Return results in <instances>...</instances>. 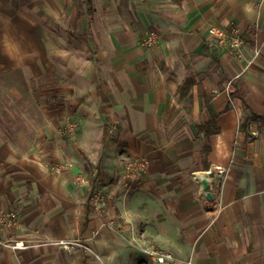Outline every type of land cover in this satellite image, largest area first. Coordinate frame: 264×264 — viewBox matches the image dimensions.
<instances>
[{"label":"crops","instance_id":"obj_1","mask_svg":"<svg viewBox=\"0 0 264 264\" xmlns=\"http://www.w3.org/2000/svg\"><path fill=\"white\" fill-rule=\"evenodd\" d=\"M40 1L0 0V82L21 77L8 93L62 82L41 92L59 108L42 102L25 134L0 122V211L19 214L0 238L28 246L0 245V264H157L149 245L174 254L166 264H264V120L251 114L264 116V0H67V49L41 38ZM233 24L242 59L210 46L211 25ZM152 30L158 50L141 47ZM189 70L207 100L193 110L179 88ZM209 110L219 131L206 136ZM70 121L75 138L60 132ZM128 157L149 161L140 183L92 202L80 174L93 165L108 181Z\"/></svg>","mask_w":264,"mask_h":264},{"label":"rangeland","instance_id":"obj_2","mask_svg":"<svg viewBox=\"0 0 264 264\" xmlns=\"http://www.w3.org/2000/svg\"><path fill=\"white\" fill-rule=\"evenodd\" d=\"M173 1L179 2V0H173ZM40 5H41L40 22L46 24L45 25L46 29L41 32L43 34L41 35V38L43 36V38L47 40V36H48V39H50L53 42L51 43L52 45L61 44L62 48L64 47L67 49V0H55V1L41 0ZM46 10H50L52 14L44 13V11ZM147 35L148 32L144 34V37L141 41V45H142L141 47L145 49H157V50L160 49L161 47L160 39H158L156 44H154L153 46H149L146 43ZM49 48L50 46H48L47 48L48 50L47 57L54 61L55 56H53V53L50 55V50L53 51V49L52 48L49 49ZM213 48L215 47L213 46ZM162 70L167 72L165 68V64L163 65ZM174 75L175 74H172V76ZM20 79L21 77L19 75V72H17V74L9 75V78H6L0 82V122L3 121L5 122V124H7V127L16 128L18 132H20L21 134H25L26 132H28V130H30L32 123L35 124V121H37L38 119L41 120V118L43 117L42 111H40L41 103L44 101H48L50 98H52V100H50L51 102H53V98L55 99V94L52 93L53 95H45V94H41V92L45 91L46 88L49 87L51 88L53 87L55 89L62 82L61 79L52 77L49 74L44 75L42 76V78L39 79L37 83H35L37 87V91H35L36 89L34 88V92L31 93L30 91L28 92L29 84L23 82L24 84L22 88L24 90V95L19 98L8 92L9 89L12 88L11 87L12 85H16L18 81L20 82ZM179 88L182 89V101L184 103V106L186 107V110H193L196 102L199 101L198 99L199 97L201 98L202 100L201 102L203 104L207 103V100H205L202 94L200 84L197 82V79H195V75L193 74L192 71L190 70L187 71L185 78L182 80V83L179 85ZM109 128L110 127H108V129ZM109 132L110 133L107 135L108 136L112 135L114 133V128L111 129ZM132 159L133 157H128L123 161H121L119 165L120 168L118 167L117 168L118 171L116 170L117 175H113L111 177L108 176V181H106L104 174H101V172L100 173L97 172L96 167H91L93 165H90V170H87L88 172L87 174L82 173L80 175L81 177L85 178L89 183L92 195L95 193V191L102 192L100 202L112 201L114 203L118 200L122 201L123 199H125L126 195L131 189V185L128 184L129 179H126L121 184H118V180L121 176V173L124 171L127 164ZM99 166L101 167V165ZM55 168L53 170L56 174H62V173H57L55 171ZM106 182L108 183L107 185H109L108 189L102 191L101 186L105 185ZM119 186L121 188L123 187V191H124L123 195L117 194L118 193L117 189ZM113 190L114 192H116V195H112ZM123 226L127 227L126 224H123Z\"/></svg>","mask_w":264,"mask_h":264},{"label":"built area","instance_id":"obj_3","mask_svg":"<svg viewBox=\"0 0 264 264\" xmlns=\"http://www.w3.org/2000/svg\"><path fill=\"white\" fill-rule=\"evenodd\" d=\"M209 36H211V45L220 51L228 52L229 54L242 59L244 58V47L246 44L245 40V30L241 25L233 24L228 27L211 25L208 31ZM160 39V35L156 31H149L146 37V43L149 46L156 44L157 40ZM79 129V123L77 121H70L61 129V134L63 136L74 137ZM149 167V161L145 157H135L126 166L124 171L118 180V184H121L126 179L133 183H140V180L144 176L145 172ZM55 171L57 173L62 172L61 167H56ZM85 180H82L84 182ZM112 195H116L114 190ZM102 192L95 191L92 196V202L95 204L100 201ZM19 214L17 211L2 212L0 211V225L2 228H12L18 224ZM64 249L71 250L74 247H86L81 242L78 241H60L57 243ZM0 245L3 247H11L14 249H24L28 247L23 242H9L2 240L0 238ZM144 253L154 260L157 264H166L175 260L173 253L165 251L161 248L155 247L153 245L146 246L144 248Z\"/></svg>","mask_w":264,"mask_h":264},{"label":"trees","instance_id":"obj_4","mask_svg":"<svg viewBox=\"0 0 264 264\" xmlns=\"http://www.w3.org/2000/svg\"><path fill=\"white\" fill-rule=\"evenodd\" d=\"M181 92H182V89H181ZM243 102H244L245 107L250 109V106L248 105V103L246 102L245 99L243 100ZM60 103H61V99H59L58 97H55L53 102L49 101L47 103V109H49V110L57 109V108H59ZM209 111H210L209 121L205 125H203L199 128L200 132L206 133V136H210V135L217 133L219 131L217 126H216L217 115L215 113H213L211 110H209ZM251 114H252L253 119L264 120L263 115H260L253 110H251Z\"/></svg>","mask_w":264,"mask_h":264},{"label":"water","instance_id":"obj_5","mask_svg":"<svg viewBox=\"0 0 264 264\" xmlns=\"http://www.w3.org/2000/svg\"><path fill=\"white\" fill-rule=\"evenodd\" d=\"M215 176L214 172H210L209 176L207 178H204L202 180V186H203V190L206 193V197L209 200L213 199L212 193H211V185H210V179L213 178Z\"/></svg>","mask_w":264,"mask_h":264}]
</instances>
